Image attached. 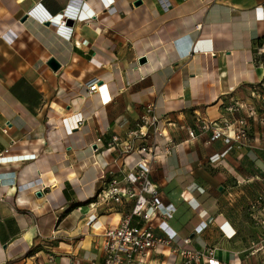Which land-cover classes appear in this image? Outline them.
<instances>
[{
	"label": "crops",
	"instance_id": "obj_1",
	"mask_svg": "<svg viewBox=\"0 0 264 264\" xmlns=\"http://www.w3.org/2000/svg\"><path fill=\"white\" fill-rule=\"evenodd\" d=\"M259 39L264 0H0V264L103 263L102 228L128 208L85 202L102 174L138 161L107 144L149 104L169 142L147 143L170 149L149 177L174 210L156 235L214 248L212 264H264L251 208L264 194ZM180 262L164 247L145 264Z\"/></svg>",
	"mask_w": 264,
	"mask_h": 264
},
{
	"label": "built area",
	"instance_id": "obj_2",
	"mask_svg": "<svg viewBox=\"0 0 264 264\" xmlns=\"http://www.w3.org/2000/svg\"><path fill=\"white\" fill-rule=\"evenodd\" d=\"M47 21H49L48 18H42V22ZM58 24L65 27L66 18L60 19ZM196 28H200V25ZM257 53H264V43L257 49ZM96 88V84L91 85L88 88V94L93 93ZM228 110L232 111L231 108ZM81 125L82 120L80 119L76 127ZM198 127L201 131H205L209 126L201 122ZM158 136L162 137L166 143L169 142L165 131L159 129L154 104H149L136 129L130 131L122 140L115 136L112 137L107 144L109 149L116 151L122 157L136 154L139 159L134 165L128 167L127 172L121 177L111 174L106 177L102 174V186L96 194L95 201L88 204L92 209H95L96 205H116L128 208L117 225L102 228L104 255L102 264H145L153 251L164 247H169L172 253L180 257V264H212L214 248L207 247L202 250L190 248L188 238L183 239L180 246L173 245L170 239L157 236L155 233L161 224L172 218L174 211L162 204L158 188L149 177L152 163L161 156L166 157L170 154L168 148H165L161 154L157 152L158 144L149 145L147 143L152 137L155 139ZM189 136L191 138L194 136L193 130L189 131ZM222 137L226 141L232 138L220 130H213L210 140ZM234 138L245 140V130H238ZM100 142V139L96 140V143ZM263 203L264 194L251 206L253 210L258 209L254 219L257 226L261 228L258 239L259 249L264 248ZM133 218L138 220L135 225L132 224ZM69 264L76 263L70 262Z\"/></svg>",
	"mask_w": 264,
	"mask_h": 264
},
{
	"label": "rangeland",
	"instance_id": "obj_3",
	"mask_svg": "<svg viewBox=\"0 0 264 264\" xmlns=\"http://www.w3.org/2000/svg\"><path fill=\"white\" fill-rule=\"evenodd\" d=\"M264 53H261V54H257V56H260L259 58L257 57L256 59V67L259 66V64H262V71L264 70ZM260 84H264V75H262V77L260 78V81H259V84H257L258 86ZM255 91V93L257 92V94L261 97L262 99V96H264V87H259V91L258 89H253ZM254 98H256V95H253ZM259 99V100H261ZM256 100V99H255ZM263 102V101H262ZM264 106V105H262ZM257 108H255L256 110L253 111L254 113H264V108L263 109H259L258 106H256ZM252 135V134H251ZM249 133H247V131L245 132V140L244 141H247L248 139H252L253 136H251ZM242 139V138H241ZM243 140V139H242ZM259 145H262V142L258 143ZM255 217V215H254ZM253 219V218H252ZM253 223L255 224V226H257V223L255 221V219H253Z\"/></svg>",
	"mask_w": 264,
	"mask_h": 264
},
{
	"label": "trees",
	"instance_id": "obj_4",
	"mask_svg": "<svg viewBox=\"0 0 264 264\" xmlns=\"http://www.w3.org/2000/svg\"><path fill=\"white\" fill-rule=\"evenodd\" d=\"M263 43H264V42H263L262 40L259 39V40H258V43L256 42V50H257L258 48H260V47L262 46ZM263 55H264V54H263ZM257 57L259 58L260 56H257ZM257 57H256V58H257ZM99 190H100V189H97V191H96V193L94 194V196L91 197V198H89V199L85 202L87 205H88L89 203L95 201L96 194L99 192ZM79 205H80L79 202H74V203L69 204V206H68V211L77 208ZM28 254H29V252H27V255H28Z\"/></svg>",
	"mask_w": 264,
	"mask_h": 264
},
{
	"label": "water",
	"instance_id": "obj_5",
	"mask_svg": "<svg viewBox=\"0 0 264 264\" xmlns=\"http://www.w3.org/2000/svg\"><path fill=\"white\" fill-rule=\"evenodd\" d=\"M141 4L140 1L136 2L135 3V6H139ZM72 24V21L71 20H68L67 21V25H71ZM146 59L145 58H142L139 60V63L140 64H143L145 63ZM49 67L52 68L53 70H57L59 68V64L55 61V60H50L49 63H48Z\"/></svg>",
	"mask_w": 264,
	"mask_h": 264
}]
</instances>
